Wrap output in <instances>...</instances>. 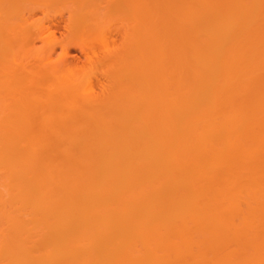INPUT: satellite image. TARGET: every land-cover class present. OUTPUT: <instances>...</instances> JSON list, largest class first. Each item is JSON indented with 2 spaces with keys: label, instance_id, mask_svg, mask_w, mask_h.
<instances>
[{
  "label": "bare ground",
  "instance_id": "bare-ground-1",
  "mask_svg": "<svg viewBox=\"0 0 264 264\" xmlns=\"http://www.w3.org/2000/svg\"><path fill=\"white\" fill-rule=\"evenodd\" d=\"M0 264H264V0H0Z\"/></svg>",
  "mask_w": 264,
  "mask_h": 264
},
{
  "label": "rangeland",
  "instance_id": "rangeland-1",
  "mask_svg": "<svg viewBox=\"0 0 264 264\" xmlns=\"http://www.w3.org/2000/svg\"><path fill=\"white\" fill-rule=\"evenodd\" d=\"M58 19H61L62 17H57ZM62 22V21H61ZM51 31L55 33L58 39H66L68 36L67 28H65L64 23L61 24H55L51 27ZM118 38V35H116ZM60 47H58L57 51L53 54V58L51 60H46L51 65L60 64L62 62H69V61H79V60H85L87 56V51L82 50L80 48H71L70 52L68 54H64L62 56L59 55ZM31 63H35V60L31 59Z\"/></svg>",
  "mask_w": 264,
  "mask_h": 264
}]
</instances>
